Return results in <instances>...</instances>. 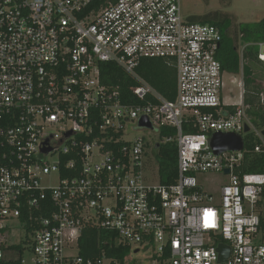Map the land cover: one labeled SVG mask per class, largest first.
Here are the masks:
<instances>
[{
	"label": "built area",
	"instance_id": "1",
	"mask_svg": "<svg viewBox=\"0 0 264 264\" xmlns=\"http://www.w3.org/2000/svg\"><path fill=\"white\" fill-rule=\"evenodd\" d=\"M222 38L183 20L181 0H0V264H26L25 252L30 264H121L80 256L86 228L157 264H264V173L242 171L244 147L216 156L210 146L215 133L253 134L250 151L264 156L244 92L223 102ZM144 59L174 70L173 100L136 74ZM107 63L136 83L138 103L102 83ZM140 130L153 148L176 144L174 183H145L153 138L126 139ZM206 173L226 178L216 196L200 185ZM15 230L24 239L8 244Z\"/></svg>",
	"mask_w": 264,
	"mask_h": 264
},
{
	"label": "trees",
	"instance_id": "2",
	"mask_svg": "<svg viewBox=\"0 0 264 264\" xmlns=\"http://www.w3.org/2000/svg\"><path fill=\"white\" fill-rule=\"evenodd\" d=\"M191 23L207 24L216 26L222 34V42L216 54L222 71L228 75H238L242 73L245 91L243 94V104L246 107V114L251 119L252 125L256 130H264V106L260 101V87L256 85V72L264 71V64L258 61L257 44L264 43V18L255 24L241 26L238 34L246 44L245 48L238 53L236 45V35H232L229 30L228 21H219L215 18L198 17ZM135 72L146 83H148L164 99L173 100L175 98V72L163 61L155 59L141 60L135 69ZM101 81L104 85L118 87L122 99L128 98L132 103H138L130 96V87L136 83L128 77L120 68L113 64L101 65ZM229 111H234L229 108ZM189 129L185 128L187 132ZM173 134L171 131L163 130L160 132V138ZM258 140L253 134L246 135L244 139V148L248 152L244 157V173H263L264 156L253 154L254 146ZM155 158L158 161L159 182L162 185H170L177 178V148L174 142L161 144L155 152ZM116 236L104 230L86 228L79 240L80 256L83 258H97L104 251L109 257L119 260L125 264V258L129 256L130 249L116 245ZM11 249L18 247L12 246ZM6 264H20V262H11Z\"/></svg>",
	"mask_w": 264,
	"mask_h": 264
},
{
	"label": "rangeland",
	"instance_id": "3",
	"mask_svg": "<svg viewBox=\"0 0 264 264\" xmlns=\"http://www.w3.org/2000/svg\"><path fill=\"white\" fill-rule=\"evenodd\" d=\"M181 14L183 20L186 21H195L198 17L205 16L218 19L219 21H228L231 34H235L237 38L238 53L241 54V50L245 48L246 44L240 38L238 30L241 26L258 23L264 18V0H181ZM255 77L256 85L261 88L260 101L262 100L264 103V71L258 70ZM223 81V102L230 105L237 104L241 91H245L242 73L231 76L225 75ZM134 124L136 125L135 122ZM140 135L146 141L153 138L151 148L148 149L144 159L143 176L146 184L156 185L159 182L158 161L155 158L153 146L157 137H154L146 130H140L138 133H131L126 139H132ZM198 177L203 190L207 193L215 194L214 196H216L220 184L226 181V178L221 174L206 173ZM23 239V232L15 230L8 240V244H20ZM23 258L26 264H30V254L25 252ZM125 264L157 263L153 261L151 251H140L137 253L131 251Z\"/></svg>",
	"mask_w": 264,
	"mask_h": 264
},
{
	"label": "water",
	"instance_id": "4",
	"mask_svg": "<svg viewBox=\"0 0 264 264\" xmlns=\"http://www.w3.org/2000/svg\"><path fill=\"white\" fill-rule=\"evenodd\" d=\"M138 126L149 128V124L145 119H142L138 123ZM244 132H249V128L247 126H245L244 128ZM210 146L212 152L216 156L221 155L225 152H240L243 150V139L241 138V136L232 133H215L213 134L212 139L210 141ZM158 147L159 145L156 144L154 149L156 150ZM224 174H228V171L225 170ZM218 251L220 252V261H224V259H226L229 255L228 250H226L223 245H220L218 247Z\"/></svg>",
	"mask_w": 264,
	"mask_h": 264
},
{
	"label": "crops",
	"instance_id": "5",
	"mask_svg": "<svg viewBox=\"0 0 264 264\" xmlns=\"http://www.w3.org/2000/svg\"><path fill=\"white\" fill-rule=\"evenodd\" d=\"M226 75H228V74H226ZM229 76H231V75H229ZM258 131H261L262 132V136L264 137V130H258ZM240 136V135H239ZM246 137V136H245ZM245 137H244V139H245ZM242 138V137H241ZM243 139V138H242ZM244 139H243V147H244ZM257 139V138H256ZM258 140V139H257ZM257 155H259V154H257ZM262 156V155H261ZM245 162V161H244ZM243 167H244V163H243V165H242V169H243ZM264 173V172H263ZM160 183V182H159ZM225 183V182H224ZM219 190V189H218ZM263 214H264V209H263ZM79 253H80V249H79ZM135 253H137V251H135ZM127 262V261H126ZM125 262V263H126Z\"/></svg>",
	"mask_w": 264,
	"mask_h": 264
},
{
	"label": "flooded vegetation",
	"instance_id": "6",
	"mask_svg": "<svg viewBox=\"0 0 264 264\" xmlns=\"http://www.w3.org/2000/svg\"><path fill=\"white\" fill-rule=\"evenodd\" d=\"M158 149H156V151H157Z\"/></svg>",
	"mask_w": 264,
	"mask_h": 264
}]
</instances>
